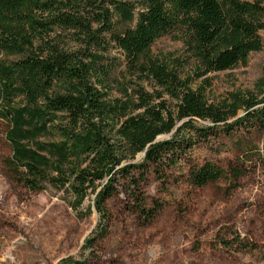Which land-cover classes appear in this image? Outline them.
Returning <instances> with one entry per match:
<instances>
[{"label":"trees","instance_id":"trees-1","mask_svg":"<svg viewBox=\"0 0 264 264\" xmlns=\"http://www.w3.org/2000/svg\"><path fill=\"white\" fill-rule=\"evenodd\" d=\"M263 17L264 0H0L5 165L29 191H61L76 217L97 214L78 256L57 264H97L110 201L120 199L150 223L161 204H147V183H165L182 163L191 185H239L242 161L222 167L196 162L189 151L218 128L226 136L235 126L264 135V79L256 92L237 90L216 102L207 94V74L246 64L264 47ZM172 32L184 57L153 54L154 41ZM110 44L123 55L122 80L108 61ZM115 88L118 95H110ZM241 152L259 156L249 145Z\"/></svg>","mask_w":264,"mask_h":264},{"label":"rangeland","instance_id":"rangeland-1","mask_svg":"<svg viewBox=\"0 0 264 264\" xmlns=\"http://www.w3.org/2000/svg\"><path fill=\"white\" fill-rule=\"evenodd\" d=\"M259 34L264 42V29ZM151 49L159 56L185 55L175 32L156 39ZM108 58L122 80L123 55L113 44ZM207 77L212 102L237 90L256 92V82L264 79V47L251 52L246 64L211 72ZM132 80L153 89L147 79ZM109 94L118 95V89ZM6 128L7 123L0 119V264H57L63 257H77L97 222L96 212L76 217L61 191L33 192L17 181L5 165L11 154ZM218 132L217 137L199 142L189 153L196 162L211 160L222 167L239 159L247 169L239 185L231 189L226 179L191 185L186 181L184 163L168 170L165 183L150 178L144 194L148 205L161 204L155 218L142 224L120 199L110 201V228L100 242L97 264H264V135L236 126L229 136L221 128ZM246 145L259 156L243 154ZM88 203L86 200L84 205ZM239 240L253 247L241 248Z\"/></svg>","mask_w":264,"mask_h":264}]
</instances>
